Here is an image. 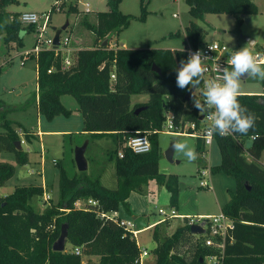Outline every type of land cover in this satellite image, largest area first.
Here are the masks:
<instances>
[{
	"label": "trees",
	"instance_id": "1",
	"mask_svg": "<svg viewBox=\"0 0 264 264\" xmlns=\"http://www.w3.org/2000/svg\"><path fill=\"white\" fill-rule=\"evenodd\" d=\"M122 1L109 0L110 9L98 12L96 22L86 16L82 19L83 25L95 36V44L80 48L72 67L63 69V57L56 55L53 49L35 56L38 72L35 101L39 113L49 121L58 116H70L72 111L62 104L61 97L73 96L83 116L87 138L113 140L107 161L114 165L117 185L115 188L105 186L101 172L96 170L94 176L77 170L71 176L57 162L61 167L57 203H50L42 211L33 205L34 198L44 195L43 185H23L7 196L0 195V264H89L84 263L83 257L94 255L100 257L99 264H140L141 248L137 240L116 220L100 218L99 212L124 208L131 213L130 195L133 192L144 194L153 180L172 190V203L177 205L179 179L160 171L158 133L169 107L178 121L200 123L199 111L190 109L193 101L185 100L190 89L181 90L176 84V69L182 60L188 59V54L178 49L101 47L108 36L113 37L128 28L133 19L120 11ZM186 1L191 16L196 19H203L208 13H224L233 14L240 23L244 16L258 11L255 0ZM17 2L0 0V37L5 45L16 43L20 48L24 46L18 34L23 27L21 14L7 8ZM141 7L139 19L145 21V0ZM70 10L76 11L77 7L71 4ZM26 28L31 32L35 25ZM205 33L206 30L193 21L186 27L187 38L194 48L205 42ZM154 63L161 73L153 70ZM1 70L0 65V74ZM112 73L116 75L115 80L111 79ZM136 94H147L149 99L133 105L132 96ZM238 100L255 118L254 132L248 136L215 134L221 162L211 167L213 173L223 172L237 181L236 190L230 191L231 197L222 207V212L234 221V228L226 236L223 264H264V165L259 161L264 151V94H239ZM145 106L136 113L139 107ZM0 116L3 117V113ZM2 126L5 131L0 133V152L14 153L20 165L29 163L28 152L15 146L21 139L11 121L4 119ZM25 133L28 138L32 135ZM144 134L151 141L149 152L136 154L124 146L129 138ZM251 134L258 139L247 148L246 140ZM204 148L203 140L198 138L197 149L203 152ZM120 150L124 151L123 157L119 156ZM74 166L77 167L76 163ZM14 175L15 166L0 161V188ZM89 199L98 201V206L76 207L78 200H85L87 204ZM63 224H68L67 243L72 249L54 251L53 245ZM153 236L158 243L154 249V264H208L206 257L220 252L206 245V234H192L186 222L163 238L156 227ZM76 248L81 254L75 253Z\"/></svg>",
	"mask_w": 264,
	"mask_h": 264
},
{
	"label": "rangeland",
	"instance_id": "2",
	"mask_svg": "<svg viewBox=\"0 0 264 264\" xmlns=\"http://www.w3.org/2000/svg\"><path fill=\"white\" fill-rule=\"evenodd\" d=\"M62 4L56 6L55 0H18L11 4L8 10L15 12H35L40 16V22L35 25L31 32L22 23L25 32L23 47L16 43L5 45L0 37L2 67L0 74V113H3L0 121V133L5 131L2 126L4 119L10 120L12 127L25 139L22 144L23 150L30 155V162L20 165L12 152H0V161L11 163L15 166V175L0 188V195L7 196L14 192L16 187L23 185H42L45 192L51 199L45 200L36 197L33 205L38 210H44L50 203H57L60 193V169L53 162L57 159L60 165L68 170L72 176L77 167L74 166L75 149L89 140L82 134L84 121L79 111L77 100L71 95L61 97L62 104L72 111L70 116H58L52 121L42 116L35 101L38 91L37 82V59L32 53L38 38L46 43L53 39L55 29L67 26L61 33V56L74 57L80 48L92 47L95 44V36L87 29L82 19L86 16L91 22L97 21L98 12L110 9L109 0H63ZM86 3H89L91 12L86 13ZM142 0H123L120 11L133 16L128 28L112 37L110 46L113 43L120 48L141 49V48H163L171 50H186L190 45L187 38L186 27L191 21L196 22L205 30L204 41H219L228 45L234 50L244 47L250 40L255 44L249 45L250 51L264 52V0H255L258 11L249 16H244L240 23L233 14L208 13L203 19H196L191 16L190 6L186 0H145L147 18L141 21ZM77 7L76 11L70 10V5ZM47 14V19L43 16ZM176 14V16H174ZM51 16V19L49 17ZM247 18L249 20H247ZM44 26V31L42 27ZM178 33V34H177ZM69 38L66 46L65 40ZM249 38V39H247ZM43 42V41H41ZM44 44V42H43ZM68 48V49H67ZM29 58L23 62L25 53ZM264 66V65H262ZM239 94H264V80L247 77L240 80ZM147 94H136L132 96L133 101L142 98L145 103L148 101ZM171 99V97H167ZM38 133L42 131L41 140L31 135L28 138L26 131ZM70 132H60V131ZM177 140L187 143L196 153V159L189 160L183 153H174V162L167 159L166 151L173 142ZM160 146L159 168L160 171L170 175H176L179 179L177 190V205L172 203L173 192L165 184H158L150 181L144 194L133 192L129 197L132 213L120 208V216L128 220L135 216H142L148 223H157V226L143 229L137 235V242L141 250L147 249L149 256L143 257V264L154 263L156 255L154 249L157 241L154 239L155 228L158 227L160 236H170L179 226L184 225L185 219L181 217L167 218L160 214L159 209L163 208L168 214L175 209L183 216L197 217L199 215L216 216L222 213V207L230 199V191H235L237 186L236 178L223 172L213 173L212 166L221 162V153L216 142L206 146L204 151L197 149L198 138L187 135H178L160 131L158 133ZM112 138L104 137L89 140L86 151L88 160V174H96L95 170L101 172L102 183L115 188L117 177L112 162L107 161V151L113 146ZM264 165V151L260 158ZM105 170V171H104ZM206 170L209 176H202L201 172ZM94 176V175H93ZM201 180H210L207 187L200 186ZM82 205L85 200H81ZM137 229H140L137 227ZM69 245L65 251H67Z\"/></svg>",
	"mask_w": 264,
	"mask_h": 264
},
{
	"label": "built area",
	"instance_id": "3",
	"mask_svg": "<svg viewBox=\"0 0 264 264\" xmlns=\"http://www.w3.org/2000/svg\"><path fill=\"white\" fill-rule=\"evenodd\" d=\"M56 5L60 6L63 0H55ZM87 11L91 12L89 3H86ZM43 16L47 19V14H43ZM176 16V14H174ZM21 22L26 25H37L40 22V16L39 14L35 12H23L20 16ZM42 30L44 31V26L42 27ZM43 41V42H41ZM61 37H60V45H61ZM66 46L69 44V38H66L65 40ZM60 45L58 47H55L53 44V39H50L48 43L45 42V40H41L39 37L36 44L34 45V49L32 50V53L37 56L41 51L53 49L55 50L56 55H61ZM68 49V48H67ZM201 52L202 53V59H203V65L206 69L205 77L207 79H215L222 75V70L227 66L226 62L228 57L234 53V49L230 48L228 45H226L223 42L219 41H209V42H203L200 46L194 48L192 46H189L186 49V52L188 54V57L190 53L195 52ZM29 53H25V57L23 59L22 64L24 61H26L29 58ZM257 61H264V52H256L253 54ZM74 57L72 56H66L63 58V69H68L73 66L74 64ZM49 72H52V69L49 70ZM111 79L115 80L116 75L115 73L111 74ZM203 82H201L200 86L196 88L195 95L198 96L201 100H203L202 92H203ZM193 102L190 106V109H194ZM214 111V110H210ZM203 116V119H200V123H196L195 121L190 120H177V116L172 108H168L165 111V121L162 126V130L167 133H175L178 135H187V136H193L196 138H201L204 142L205 147L213 145L215 142V133L213 135H207V128L210 123L207 116L208 114H201ZM178 121V123H177ZM230 136H233L230 135ZM250 138V137H249ZM21 143H26L25 139L21 140ZM125 147L131 149L136 154L141 153H147L151 150V141L147 134L131 137L128 139V141L124 145ZM119 156H124V151H119ZM53 162L57 164V159H53ZM202 176H209V173L206 170H203L201 172ZM210 185V180H201L200 186L207 187ZM45 200L51 199V196L48 195L46 192L44 193ZM98 201L89 199L87 204L83 203L81 200H78L76 202L77 208H86L87 205L98 206ZM120 210H113L110 212H99V217L102 219L110 218L114 219L118 222V224L123 227L126 231H128L135 239H137V235L139 232H141L143 229H137V224L135 223L134 218H130L128 220L123 219L120 214ZM159 213L166 215L167 218H174V217H181L184 218L186 223L188 225L193 224H201L204 223L203 228L205 229V234L207 236L205 242L206 245L212 246L215 248H218L220 250L217 254H211L206 257V262L208 264H223L224 260V250H225V240L227 233L229 230L234 228V221L227 215H225L223 212L216 216L211 215H199L196 218L191 216H183L181 214H178L175 209H171L170 213L168 214L163 208L159 209ZM162 220H159L157 223H161ZM157 223H153L149 225L150 227L155 226ZM76 254H81V251L79 248L75 249ZM148 255V251L146 249L141 250L140 254V264L143 262V257Z\"/></svg>",
	"mask_w": 264,
	"mask_h": 264
},
{
	"label": "clouds",
	"instance_id": "4",
	"mask_svg": "<svg viewBox=\"0 0 264 264\" xmlns=\"http://www.w3.org/2000/svg\"><path fill=\"white\" fill-rule=\"evenodd\" d=\"M21 38L25 32L19 33ZM249 41L244 47L235 50L227 59V66L223 68L222 75L215 79L205 77L206 69L203 65L202 53H190L187 60H182L176 69V84L181 90L196 89L201 82L204 88L203 100L193 93V107L201 114L207 113L210 121L207 135L219 134L226 137L232 134L248 136L254 132L255 118L238 100L240 80L253 78L264 80V61H257L250 51ZM214 110V111H210ZM258 136L250 135V140L255 141ZM176 152L183 153L189 159H196V153L187 143L177 140L173 144Z\"/></svg>",
	"mask_w": 264,
	"mask_h": 264
},
{
	"label": "water",
	"instance_id": "5",
	"mask_svg": "<svg viewBox=\"0 0 264 264\" xmlns=\"http://www.w3.org/2000/svg\"><path fill=\"white\" fill-rule=\"evenodd\" d=\"M49 19H51V16L49 17ZM247 20H249L247 18ZM67 26H64L63 28L61 29H55L56 30V33H55V36L53 38V44L55 45V47H58L60 45V36H61V33L64 29H66ZM112 39V35L111 36H108L102 43H101V47H107L110 45V41ZM249 39V38H247ZM252 41L253 43H251V46H253L255 44V40H250ZM153 70L157 73H161V70L160 68L157 66V64H153ZM245 79V78H243ZM196 89H190L186 96H185V100L187 102H191L193 100V93L195 92ZM145 107H139L137 110H136V113L140 112L141 110L145 109ZM201 119H203V116H201ZM175 142H173L170 147L168 148V150L166 151V156H167V159L170 161V162H174V153H175V150L173 149V144ZM254 141L250 140V138H248L246 140V147L249 148L253 145ZM88 144H89V140H86L84 142L83 145L81 146H78L76 147L75 149V163H76V166H77V169L78 171L80 172H83V171H87L88 170V160L86 158V151H87V147H88ZM15 146L18 150H21L22 149V145H21V141L18 140L15 142ZM134 220H135V223L137 224V226L140 228V229H146V228H149V225L144 222L143 220V217L142 216H137V217H133ZM204 226V223H201V224H193L190 226V231L192 234H195V235H199V234H203L205 232V229L203 228ZM68 224H63L62 225V228H61V234L59 236V238L55 241L54 245H53V250L54 251H65L66 249V244L68 242Z\"/></svg>",
	"mask_w": 264,
	"mask_h": 264
},
{
	"label": "crops",
	"instance_id": "6",
	"mask_svg": "<svg viewBox=\"0 0 264 264\" xmlns=\"http://www.w3.org/2000/svg\"><path fill=\"white\" fill-rule=\"evenodd\" d=\"M111 48H120V46L117 44V46H114L113 45V43L111 44V46H110ZM125 46L123 45V48H124ZM148 97V96H147ZM137 101H143L142 100V98H138L137 99ZM137 101H133L132 100V104L134 105V104H136L135 102H137ZM84 129V128H83ZM28 132H30V134H32V135H34V136H36V138H37V140H41V135H42V131H39L38 133H36V132H34V131H29L28 130ZM60 132H70V131H68V130H66V131H60ZM26 134V133H25ZM82 134L83 135H85L86 137L88 136L87 135V133L84 131V130H82ZM23 148V147H22ZM29 159H30V155H29ZM31 161V160H30ZM88 167H89V165H88ZM42 185L44 186V184L42 183ZM131 208V207H130ZM131 214L133 215V213H132V210H131ZM135 217H137V216H135ZM144 220V219H143ZM144 222H146L148 225H151L150 223H148L146 220H144ZM153 224V223H152ZM138 243V242H137ZM68 245H69V247L67 248L68 250L67 251H69V250H71L72 249V246H71V244L70 243H68ZM138 245H139V243H138ZM140 246V245H139ZM66 247H67V244H66ZM147 250V249H146ZM150 254H149V252H148V255L147 256H149ZM146 256V257H147ZM83 260H84V263H89V264H99V261H100V257L99 256H97V255H94V256H84L83 257ZM142 264H143V262H142ZM149 264H154V263H149Z\"/></svg>",
	"mask_w": 264,
	"mask_h": 264
},
{
	"label": "bare ground",
	"instance_id": "7",
	"mask_svg": "<svg viewBox=\"0 0 264 264\" xmlns=\"http://www.w3.org/2000/svg\"><path fill=\"white\" fill-rule=\"evenodd\" d=\"M193 101V100H192ZM21 145H22V143H21ZM89 145V144H88ZM88 148V147H87ZM203 234H205V232L203 233ZM200 235V234H199Z\"/></svg>",
	"mask_w": 264,
	"mask_h": 264
}]
</instances>
